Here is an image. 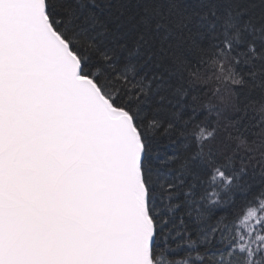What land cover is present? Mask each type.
<instances>
[{"label":"snow or ice","instance_id":"snow-or-ice-1","mask_svg":"<svg viewBox=\"0 0 264 264\" xmlns=\"http://www.w3.org/2000/svg\"><path fill=\"white\" fill-rule=\"evenodd\" d=\"M0 264H264V0H0Z\"/></svg>","mask_w":264,"mask_h":264}]
</instances>
